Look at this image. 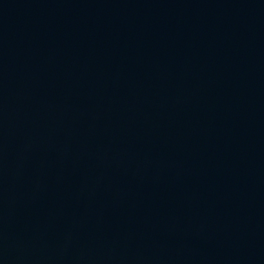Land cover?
I'll return each instance as SVG.
<instances>
[{
    "label": "water",
    "instance_id": "obj_1",
    "mask_svg": "<svg viewBox=\"0 0 264 264\" xmlns=\"http://www.w3.org/2000/svg\"><path fill=\"white\" fill-rule=\"evenodd\" d=\"M0 264H264V0H0Z\"/></svg>",
    "mask_w": 264,
    "mask_h": 264
}]
</instances>
